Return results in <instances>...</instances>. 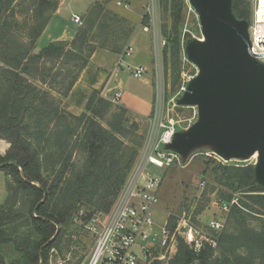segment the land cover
<instances>
[{
    "label": "trees",
    "instance_id": "1",
    "mask_svg": "<svg viewBox=\"0 0 264 264\" xmlns=\"http://www.w3.org/2000/svg\"><path fill=\"white\" fill-rule=\"evenodd\" d=\"M58 2L0 0V138L9 143L0 154V170L7 177V196L0 202V264H49L50 250L60 249L67 230L84 229L75 221L79 209L84 221L110 211L143 141L138 123L130 119L134 111L123 106L113 110L112 101L97 88L79 115L61 107L95 50L113 44L112 52L121 51L118 40L123 35L128 39L133 28L116 37V29L102 23L100 34L95 33L102 17L101 22L107 14L118 16L98 1L70 42L52 41L35 52ZM185 5L184 0L170 4L173 22L167 40L176 55L188 40L182 36ZM16 7L31 15L19 21ZM232 10L250 20L249 0H232ZM209 164L205 161L203 173L209 171L222 186L218 197L228 202L237 194L216 245L203 241L195 251L192 233L177 229V219L169 217L171 249L165 261L154 264H264V222L250 225L253 217L264 221V185L254 179V164ZM232 222L237 225L233 231Z\"/></svg>",
    "mask_w": 264,
    "mask_h": 264
},
{
    "label": "rangeland",
    "instance_id": "2",
    "mask_svg": "<svg viewBox=\"0 0 264 264\" xmlns=\"http://www.w3.org/2000/svg\"><path fill=\"white\" fill-rule=\"evenodd\" d=\"M89 1L73 0L72 8L76 12L81 13L85 8L86 2ZM98 1L103 3L104 10L117 13V18L120 20L117 18L112 19L107 14V19L101 22L104 18L102 17L97 26H95V33L98 32L99 24L102 23L109 28L116 29V37L120 33H126L129 27H132L133 31L128 39H124L125 36L120 35L122 37L117 43L122 47L121 51L112 52L110 45L113 44H108L109 48L100 49L98 47L95 50L89 59L88 67L82 70L76 87L75 85L73 86L72 94L62 97L61 107L67 112L79 115L84 111L87 97L93 88L100 90V94L103 97L112 99L114 91L120 87L123 96L118 102L111 100L114 106L113 110H115L116 106L125 107L129 106L128 104L133 105L132 108L136 110L134 107L138 104L140 105L141 101L137 97L132 98L130 94H135L142 99L145 98L146 93L148 94L150 89V86L145 82L149 74L153 91L150 110L142 115L135 111L130 115V119L138 123L139 129L137 132L143 137L138 155L134 161L135 164L145 143L147 131L150 125L153 124L152 121L156 116L155 114L158 116L156 118H160L166 124H168V119H172L175 122L177 131L187 128L196 120V107L174 105L172 99L176 100L181 96L182 87L186 86L188 80L196 74L197 67L187 60L184 47L179 52V55L173 54L170 49V41L167 38L173 22V15L170 11L172 0H121L129 2L130 7L128 9L117 5V0H94L83 14H79V28L86 25L92 6ZM165 2L168 3V6L164 5ZM184 2L186 5L181 8V14H183L182 36L184 39L200 38L202 35L198 16L189 1L184 0ZM147 7L150 8V11H147ZM19 8H15L14 17L22 22L24 18L31 15V10L22 15ZM251 15L252 10L250 12ZM65 22L68 24L70 32L76 29V24L70 20L69 14L66 15ZM144 26H147V30L144 29ZM98 34L100 33L98 32ZM109 37V43H113L115 34ZM64 40L70 42L71 39ZM39 41L41 45L47 44L46 36H42ZM128 45L134 48L133 53L124 57L122 59L123 63L120 65L121 53ZM127 62L130 64H149V72L147 69L143 77L135 78L131 74V67L126 65ZM0 65L3 66L1 62ZM91 79H95L94 81L97 82L95 86L90 85ZM43 87H46V85H43ZM158 90L164 102L161 109L156 112L154 104ZM126 97H128L130 103L126 101ZM3 151L4 148L0 146V154H4L5 151ZM210 151L211 149L208 147H200L191 151L185 159L180 160V162L176 161L167 168L158 169L153 165L149 167L151 173L162 177L159 189V204L153 209L156 225L161 227L165 221H168L169 217H175L177 219L176 228L190 231L193 237L199 240L200 247L203 241L211 243L214 240L217 242V238L225 227L227 212L221 211V204L228 203L231 206L237 201V194L233 195L234 202L232 201L233 199L226 202L221 197H218L222 186L214 181L209 171L203 173L205 161L210 162V167H213L217 166L219 162L237 165L254 164L257 159V156L254 155L246 160L231 159L224 161L221 158L218 160L219 158L216 159L210 156ZM76 157L78 158V156ZM6 179V174L0 170V202H3L7 196ZM201 206L203 208L199 212ZM216 214L220 215L223 220V227L219 231H214L208 227L209 219ZM263 222L253 217L250 225L251 227H258ZM235 227L237 225L234 222L229 225L231 231ZM171 243L162 251H156L154 257L143 264L165 261L168 257L167 253L171 249ZM92 244L93 236L90 233L84 229L72 226L64 234L60 249L52 248L50 250L48 263L82 264L87 259Z\"/></svg>",
    "mask_w": 264,
    "mask_h": 264
},
{
    "label": "water",
    "instance_id": "3",
    "mask_svg": "<svg viewBox=\"0 0 264 264\" xmlns=\"http://www.w3.org/2000/svg\"><path fill=\"white\" fill-rule=\"evenodd\" d=\"M188 1L202 36L184 45L197 72L177 104L195 106L197 118L165 148L182 159L200 147L225 161L256 155L254 179L264 185V61L250 53L249 21L234 14L232 0Z\"/></svg>",
    "mask_w": 264,
    "mask_h": 264
},
{
    "label": "built area",
    "instance_id": "4",
    "mask_svg": "<svg viewBox=\"0 0 264 264\" xmlns=\"http://www.w3.org/2000/svg\"><path fill=\"white\" fill-rule=\"evenodd\" d=\"M252 7V15L249 20L250 53L260 61H264V0H249ZM117 5L128 9L127 1H116ZM154 3V2H153ZM150 7V6H149ZM147 7V11L150 8ZM153 18V17H152ZM154 19V18H153ZM72 20L80 24V16L72 13ZM147 30V26H144ZM134 48L128 45L119 60L130 56ZM131 74L135 78H141L147 68L143 64L131 66ZM185 86L182 87V92ZM121 91L116 90L112 95L113 102L121 99ZM154 108L156 112L163 105L161 93H156ZM177 104V99L174 100ZM180 106V105H178ZM195 108V106H189ZM150 125L142 151L138 161L133 165L123 186L121 187L110 211L104 215L94 213L87 220H83L85 212L79 209L75 221L93 235V244L82 264H143L154 257L156 251L167 248L174 238V232L169 228L167 221L161 227L155 223L153 209L159 204V189L162 177L150 172V166L158 169L167 168L182 157L165 148L177 131L175 122L168 119V124L161 121L157 114ZM210 156L220 160L213 151ZM222 160V158H221ZM225 161V160H224ZM233 202L235 199L232 200ZM230 204V203H229ZM228 203H222L220 209L227 212ZM208 227L219 231L223 227V220L216 214L208 221ZM213 246L216 242L211 241ZM200 249L199 240L194 241V250ZM163 256V255H161Z\"/></svg>",
    "mask_w": 264,
    "mask_h": 264
},
{
    "label": "crops",
    "instance_id": "5",
    "mask_svg": "<svg viewBox=\"0 0 264 264\" xmlns=\"http://www.w3.org/2000/svg\"><path fill=\"white\" fill-rule=\"evenodd\" d=\"M72 1L73 0H60L59 5L57 6L56 10L53 12V14H52L51 18L49 19L45 29L43 30V32L41 33V35L38 37V39L36 41L37 49H40L41 47L47 45L48 43H50L52 41L64 40V39H72L73 38L74 34L79 29V27H78L79 25L72 20V13H76L78 15L79 14H83L89 8V6L92 4V2H94V0H91V1L88 0L89 2H86L85 8L82 10L81 13L76 12L75 10H73ZM67 14H69L70 20L74 24H76V29H73L71 32H70V30L68 28V24L65 22V17H66ZM53 25H54V27H52ZM42 36H46V38H47V42H46L47 44H45V45H41L40 44L39 40H40V38ZM137 64H141V63L130 64L129 62H127L126 65L128 67H131V66H135ZM145 66H146V68L148 69V72H149V64H146ZM78 80H80V79H78ZM145 82L147 83V85L150 86V89H149L148 94L146 93V96H145L144 99L136 96L135 94H130L132 98H136L137 97L141 101L140 105L138 104L137 106L134 107L136 110H134L132 108L133 105H131V104L126 103L129 106H125V107H127V108H129V109L141 114V115L150 110L151 101H152V94H153V91H152V80H151L149 74H148V79H145ZM96 83L97 82H95L92 85L90 84V85L91 86H95ZM76 85H77V82L75 84V87H76ZM117 90L121 91L120 87ZM121 94H122V92H121ZM126 94H127V92H126ZM122 96H123V94H122ZM126 101L129 102L128 97H126ZM0 146L2 148H4V151H6V149L9 146V143L6 140L0 138Z\"/></svg>",
    "mask_w": 264,
    "mask_h": 264
},
{
    "label": "clouds",
    "instance_id": "6",
    "mask_svg": "<svg viewBox=\"0 0 264 264\" xmlns=\"http://www.w3.org/2000/svg\"><path fill=\"white\" fill-rule=\"evenodd\" d=\"M202 39H204V38H202Z\"/></svg>",
    "mask_w": 264,
    "mask_h": 264
}]
</instances>
